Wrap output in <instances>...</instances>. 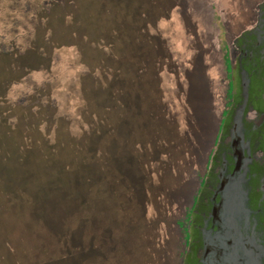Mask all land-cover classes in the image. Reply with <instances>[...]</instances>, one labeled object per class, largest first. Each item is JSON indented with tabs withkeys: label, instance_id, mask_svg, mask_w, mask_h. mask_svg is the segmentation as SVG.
Returning a JSON list of instances; mask_svg holds the SVG:
<instances>
[{
	"label": "rangeland",
	"instance_id": "obj_1",
	"mask_svg": "<svg viewBox=\"0 0 264 264\" xmlns=\"http://www.w3.org/2000/svg\"><path fill=\"white\" fill-rule=\"evenodd\" d=\"M263 24L264 0H0V264H252L240 236L264 264L230 78Z\"/></svg>",
	"mask_w": 264,
	"mask_h": 264
},
{
	"label": "crops",
	"instance_id": "obj_2",
	"mask_svg": "<svg viewBox=\"0 0 264 264\" xmlns=\"http://www.w3.org/2000/svg\"><path fill=\"white\" fill-rule=\"evenodd\" d=\"M259 26V25H257ZM256 27L243 30L241 33L247 32L248 37H252L253 45L255 44V31L261 33ZM264 26V24L262 25ZM256 29V30H255ZM252 34V36L249 35ZM240 33V34H241ZM239 34V35H240ZM238 35V36H239ZM260 44V42H258ZM257 44V45H258ZM256 45V46H257ZM258 54H264V50L256 51ZM260 58H254L255 54L252 52L253 58H246V63L249 61L247 70L242 69V66L238 63L237 58H234L231 67V98L232 103L234 101L233 96L236 94V90L246 86V99L242 105L241 101H238V111H240V117L238 126L235 129L237 137V149L239 157L241 155L242 169H244L242 179V189L244 195L248 196V192L252 191L256 198L253 202L255 209V219L253 220L254 228L257 225H262L264 221V56ZM255 74L257 76L255 77ZM253 85V91L251 92L250 86ZM252 95V97L250 96ZM242 118V121H241ZM246 188V192H245ZM263 193V196H262ZM249 197V196H248ZM249 201V199H246ZM262 205V206H261ZM255 235V234H254ZM257 238L259 236L255 235ZM258 240V239H257ZM259 241V240H258Z\"/></svg>",
	"mask_w": 264,
	"mask_h": 264
},
{
	"label": "bare ground",
	"instance_id": "obj_3",
	"mask_svg": "<svg viewBox=\"0 0 264 264\" xmlns=\"http://www.w3.org/2000/svg\"><path fill=\"white\" fill-rule=\"evenodd\" d=\"M229 212H230L229 213L230 216L227 217L228 219L225 222V227L228 226L229 221H230V223L232 222L233 215L235 214L234 212H237V210L234 211V212L233 211L231 212L229 210ZM224 216H226V215L224 214ZM233 241H234V243L235 242H241L243 244L244 248L246 249V259L247 260L250 259L252 261V264H258V262L256 260V255L258 254V252L256 251V248H255L254 240L253 239L240 236L238 239H233ZM232 244H233V242H232Z\"/></svg>",
	"mask_w": 264,
	"mask_h": 264
},
{
	"label": "flooded vegetation",
	"instance_id": "obj_4",
	"mask_svg": "<svg viewBox=\"0 0 264 264\" xmlns=\"http://www.w3.org/2000/svg\"><path fill=\"white\" fill-rule=\"evenodd\" d=\"M236 127H237V126H236ZM240 157H241V155H240ZM241 158H242V157H241ZM225 181H227V179H225ZM238 191H239V187H237L236 185H233L231 182H228V183H226V184L224 185V198H225L227 201L233 203L234 200L238 199V197H241V194H239ZM242 192H243V191H242ZM234 202H235V201H234ZM235 203H236V202H235ZM238 205H239V203H238ZM235 206H237V203L235 204ZM239 218H240V216L238 215V216H237V219H236V220L233 219V220H234V222H235V225L239 227V233L242 234V233H241L242 229H241V226H240V225H243V224H241L240 222L238 223ZM242 227H243V226H242ZM210 230H211V232H215V231H216V228L214 227L213 224H212V227H211ZM205 231H206V229H205ZM207 231H208V230H207ZM198 264H201V262L199 261Z\"/></svg>",
	"mask_w": 264,
	"mask_h": 264
}]
</instances>
